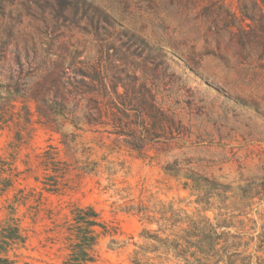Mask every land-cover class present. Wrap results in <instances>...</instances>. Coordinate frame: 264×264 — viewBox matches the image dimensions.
<instances>
[{
    "label": "rangeland",
    "instance_id": "374dc122",
    "mask_svg": "<svg viewBox=\"0 0 264 264\" xmlns=\"http://www.w3.org/2000/svg\"><path fill=\"white\" fill-rule=\"evenodd\" d=\"M240 9L254 22L243 19ZM0 53L16 70L24 65V72L29 62L34 67L46 58L75 55L77 62L101 67L110 93L114 76L118 93L129 100L126 106L114 100L122 123L109 126L110 133L100 126L75 131L68 125L77 137L67 148L60 133L36 122L29 127L31 137L16 165L25 170L27 157L30 170L15 186L35 194L17 209L28 241L8 253L14 264H63L67 243L59 228L52 230L69 218L74 204L92 206L119 228L96 246L102 263L132 264L136 246L147 244L144 232L165 223L163 210L191 214L199 207L197 197L208 193L213 205L207 216L214 221L224 214L229 220L239 213L231 205L244 203L247 191L254 195L245 209L249 214L225 231L241 232L243 220L248 235L236 250L221 252L222 264H264V242L244 244L264 225L262 0H0ZM22 104L35 112L33 101L16 104L0 130V158L9 159V143L22 126ZM85 104L79 102V109ZM124 110L125 116L119 113ZM47 146L68 164L67 186L58 193L35 181L45 174L35 155ZM86 162L93 169L89 174L80 170ZM219 193L229 197V208L219 210ZM4 217L1 208L0 220ZM247 218L257 222L254 233Z\"/></svg>",
    "mask_w": 264,
    "mask_h": 264
},
{
    "label": "trees",
    "instance_id": "16d2710c",
    "mask_svg": "<svg viewBox=\"0 0 264 264\" xmlns=\"http://www.w3.org/2000/svg\"><path fill=\"white\" fill-rule=\"evenodd\" d=\"M262 3L264 6V0ZM240 10L243 19L254 22L255 19L247 11ZM69 56L70 59L63 56H58L57 60L46 58L44 65L37 64L34 67L29 62V71L24 72V65L16 70L7 62L4 54L0 53V130L15 115L14 109L20 100L22 103L33 101L35 104L34 113L25 104L21 105L23 116L18 118H22V126L9 143V159L0 158V198L6 196L5 205L0 207V210L2 208L5 211V217L0 220V264H14L8 253L13 249L23 248L28 241V234L17 217V209L19 205H25L35 193L32 188H16L15 185L23 173L30 170L27 157L22 161L25 170H20L16 165L21 147L31 137L32 128L29 127L36 122L52 132L60 133L62 144L67 148L75 142L77 135L74 132L81 131L83 126L104 127V131L110 133L109 126L122 123L114 112L120 110L114 100L121 106L129 104V100L118 93L114 76L110 79V93L100 66L83 64L76 61L75 55ZM34 78L38 80L34 82ZM83 101L87 104L79 109L78 103ZM124 112L125 110L119 111L125 116ZM34 114L37 120L33 121ZM68 125L75 131L69 132ZM35 158L37 167L45 172L43 181L35 178L42 185V190L58 193L67 186L65 177L69 170L68 164L58 157L54 147L47 146ZM89 166L90 163L86 162L80 170L89 174L93 171ZM204 181L209 183L206 179ZM222 188L229 190L228 186ZM11 191L12 197H8ZM253 196L252 191H247L243 196L244 203L239 207L232 204L231 208L239 213L231 214L229 220L224 214H217L214 221L207 216V211L213 205L208 193L197 197L195 203L199 207H195L191 214L185 209L173 210L169 207L163 210L162 220L165 223L156 232H144L142 236L147 244L136 246L131 255V263L165 264L166 261H176V264H222L225 261L222 260L221 252L236 250L248 235L247 224L243 220L239 222L241 232L229 235L225 230L235 227L234 219L249 214L245 209L252 205L250 200ZM217 197L222 205L219 210L230 207L225 204L229 197L224 193H219ZM40 199H34L38 211ZM51 214L49 211V215ZM247 221L254 224L250 227L254 233L256 220L247 218ZM56 228H59L57 233L62 234L67 243L68 253L63 264H104L96 253V246L102 237H113L119 232L118 227L104 222L92 206L79 204L72 205L69 218L61 225H55L52 231H56ZM256 238L264 242V225H261V232L248 237L249 240L244 244L249 245ZM228 240H232L230 245L226 243ZM221 241L226 244L219 248ZM111 242L114 246L119 244L114 239Z\"/></svg>",
    "mask_w": 264,
    "mask_h": 264
}]
</instances>
